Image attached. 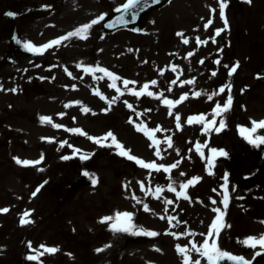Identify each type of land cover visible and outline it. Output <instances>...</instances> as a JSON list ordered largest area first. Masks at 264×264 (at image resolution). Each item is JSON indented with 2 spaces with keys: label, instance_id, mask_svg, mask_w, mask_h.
Masks as SVG:
<instances>
[{
  "label": "rangeland",
  "instance_id": "obj_1",
  "mask_svg": "<svg viewBox=\"0 0 264 264\" xmlns=\"http://www.w3.org/2000/svg\"><path fill=\"white\" fill-rule=\"evenodd\" d=\"M126 2L0 0V21L6 12L18 16L14 41L0 37V209H8L0 211V264H184L177 245L189 250L191 261L208 264L193 249L205 239L264 264V247L241 242L264 234V180L238 187L229 166L239 152L238 179L264 169V144L254 146L240 132L264 120V0H226L227 24L220 0H170L148 14L141 31L104 32L100 21L87 39L73 36L27 55L26 42L40 48ZM41 7L52 14L35 18L33 10ZM8 51L15 54L13 65L1 62ZM97 64L116 74L119 92L106 74L87 71ZM124 80L135 83L125 90ZM229 84L232 105L217 115ZM201 115L215 125L188 123ZM221 120L225 126L216 131ZM109 131L131 155L169 170L144 168L119 155L111 138L104 140ZM194 177L199 181L181 188ZM216 208L225 213L223 227L218 238H209ZM117 211L133 213L137 227L114 232V221L102 218ZM139 226L159 234H133Z\"/></svg>",
  "mask_w": 264,
  "mask_h": 264
},
{
  "label": "snow or ice",
  "instance_id": "obj_2",
  "mask_svg": "<svg viewBox=\"0 0 264 264\" xmlns=\"http://www.w3.org/2000/svg\"><path fill=\"white\" fill-rule=\"evenodd\" d=\"M247 2L251 3L252 0H247ZM153 3H159V0H153ZM144 6H146V0H145L144 5H142V0H127L126 3L117 7L115 9V11L116 12H122L124 14L131 13L132 18L136 19L137 16L139 15L138 9H142V7H144ZM226 6H227L226 0H220V9H221L220 15L222 18H224L225 24H227V18L225 16V12H224V9L226 8ZM213 11H215V10L213 9ZM8 15H15V13H8ZM107 15H108L107 13L101 14L96 19H93L90 23L83 24L80 27H78L77 29H75L73 32L68 33L67 36L60 37L57 40H53V41L49 42V44L43 45L40 48H38L37 46H35L31 42H26L24 44V47L29 51L40 53L42 49H46L52 45L59 44L61 41L68 39L70 37H73V36H78L82 39H87V36L89 34V30L98 22L103 21L107 17ZM118 19H119L120 23H122V24L127 23V20L125 19V15H121ZM109 26L111 27L112 25H109ZM137 31H139V30L137 29ZM220 31H221L220 29H217V35L219 34ZM178 35H182V33H178ZM184 42L188 43L187 40H185ZM217 63H219V61H217ZM87 71L92 72L93 74H95L96 71L106 74L113 81L112 87L116 88V90L118 92L120 91V89L118 87H116V80L118 79V77L116 76V74L109 71V69H107L106 67H100L97 64L95 66V68H93L92 66H89ZM235 71H236V68L233 67L231 69V73H234ZM231 73H230V75H231ZM123 83L125 86V90H128L127 89L128 84L129 83H135V82L134 81L130 82L128 80H124ZM151 83L156 84V81L153 80V81H151ZM148 87H149V85L145 84L144 90L146 91L148 89ZM227 87L229 88V95L227 97V102L223 105V107H221L220 104L216 105L214 111L217 115H219L221 112L227 111L232 105V96L230 94L231 85L229 84V85H227ZM0 89H2V85H0ZM13 91H14V89H13ZM132 91H134V94L137 96L143 94V92H135V90H132ZM220 91L223 92L224 87H221ZM147 94L150 96L154 95V93H152V92H148ZM104 98L107 99L106 97H104ZM183 98L184 97H181V99H183ZM164 102L166 104H168L169 106L176 103L175 101H168V100H165ZM129 107H131V105H129ZM84 110L88 111V109H84ZM61 115H63V114H61ZM42 119L43 120H50L51 118L50 117H43ZM197 119L201 122L208 123L205 121V118L203 115H201L200 117H190L188 120V123L191 124L194 120H197ZM177 121H179V117H177ZM215 123H216L215 120H213L210 123H208V126L210 127L212 125H215ZM251 123H252V127H250V128L241 126L240 132H241V135L244 136V138L247 139L249 143L253 144L254 146L259 147L261 144H264V135H259L257 133H258L259 129H264V120H260V121L253 120ZM54 126L56 128L61 127L60 124H55ZM177 126L179 127V123ZM224 126H225L224 122H223V120H221L220 121V127L216 128V131H220ZM141 130L145 131V133L147 135H149L150 138L154 139V137L152 136V132L148 131L147 129H141ZM207 130H208V128L206 127L205 131H207ZM70 131L78 132V133H82L84 135H87V133H83L82 129H70ZM108 137L111 138L112 144L118 150L119 155L126 156L129 160L135 161L137 164L143 166L144 168H149V169L164 168L165 171L169 170V168H165L164 165H158L154 162L146 163L144 160L138 158L137 156L131 155L130 150L125 149L124 146L116 139V137L114 136V134L111 131H109L106 134V137L104 138V140H106ZM89 138L97 144L103 143V140L101 138H98V137H89ZM168 142L171 145V138H169ZM105 146H111V145L105 144ZM196 147H197V150L199 151V149H200L199 143H197ZM76 151L78 152L79 149H77ZM211 151L213 154L218 153L219 155H223V156L227 155V153L222 149L218 150L216 148H212ZM201 154L203 155V153H201ZM157 155H159V152H157ZM62 158L68 159L69 157L65 156ZM81 158L82 159H88L89 157L87 155H83ZM16 159H17V163H23L26 165L38 163V161H30V160L21 161V160H19V158H16ZM41 159H43V156H41ZM170 167H175V165H171ZM85 175H90V174L85 172ZM199 179H200V177H194L193 180H189L187 183L182 184L181 188L187 189L190 185L193 184V181H199ZM224 179L227 181V176H225ZM92 182H93V184H95V183H97V180L95 178H93ZM169 187L171 188L172 191H176V189L172 188L171 185H169ZM37 191H39V189H37ZM156 191L159 192L160 189L157 188ZM35 194L36 193H33V195H35ZM178 195L183 196L185 198H188L185 191L179 192ZM228 202H229V197L227 194V188H225L224 200H223V204H224L225 209L227 208ZM169 203H170V201H169ZM145 208L147 209V205H145ZM0 211L7 212L8 209L4 208V209H0ZM214 211L216 213H218V215L216 216L215 220L210 225V230L208 233L209 238L213 237L214 234L218 238L220 230L223 227V216L225 213L222 212L221 209H219V208L214 209ZM26 215H27V213H26ZM132 216H133V213H131V212H119V211H117L115 213V216H105L102 218V220L103 221H114L111 224V228L114 232L115 231L129 232V231H132L133 229H135L137 227L136 225H134L132 223ZM25 222L26 221L22 219L21 223L23 224ZM133 234H144V235H148V236H156L159 233H157L155 231H150V230L144 229L142 226H139V232H134ZM172 235L175 236L177 234L172 233ZM180 235H183V233H181ZM241 242L244 244H248L249 246H252V247H255L256 244H259L262 247H264V234H261L259 237L248 236ZM41 248H44V246L41 245ZM193 249L195 251H197L201 256L206 257L208 264H221V261L225 260V259L232 261L233 264H251L250 261L245 260L244 257H242V256H235L228 251L222 250L219 247V245L216 243L215 240H212V242L210 243L209 239H205L203 241L202 246H200V247H197L196 244L193 243ZM100 250L101 249H97V251H100ZM47 251L48 252H54V251H56V249L55 248H48ZM177 251L183 256L184 264H200L199 260H196L194 262L191 261V257L188 255L189 250L186 247H182V246L177 245ZM260 254H261L260 252L256 253V255H260ZM28 258L30 260L38 259L37 256H29Z\"/></svg>",
  "mask_w": 264,
  "mask_h": 264
},
{
  "label": "water",
  "instance_id": "obj_3",
  "mask_svg": "<svg viewBox=\"0 0 264 264\" xmlns=\"http://www.w3.org/2000/svg\"><path fill=\"white\" fill-rule=\"evenodd\" d=\"M163 1L164 0H159V3H153V0H146V6L142 7V9H138L139 15L137 16L136 19L132 18L131 13L124 14L122 12H119L118 14H116L115 16H113L112 18H110L109 20L105 22L104 28L111 30V29L118 28L120 26H132L137 29L140 26V21L143 19L144 13L150 8L160 5ZM144 4H145V0H142V5ZM121 15H125V19L127 20V23H123V24L120 23L118 18ZM13 24H14V18L8 15L7 20L0 27V34L6 38L10 37L12 34V30H13ZM109 25H112V26L110 27ZM237 161L236 160L234 161L233 173L237 172L240 166V162L239 161L237 162ZM247 180L248 179H244V181H247ZM221 264H233V262L225 259L221 261Z\"/></svg>",
  "mask_w": 264,
  "mask_h": 264
}]
</instances>
